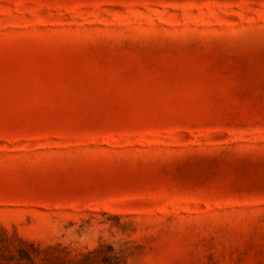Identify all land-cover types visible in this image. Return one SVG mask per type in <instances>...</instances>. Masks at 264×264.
Returning <instances> with one entry per match:
<instances>
[{
    "label": "rangeland",
    "instance_id": "rangeland-1",
    "mask_svg": "<svg viewBox=\"0 0 264 264\" xmlns=\"http://www.w3.org/2000/svg\"><path fill=\"white\" fill-rule=\"evenodd\" d=\"M0 264H264V0H0Z\"/></svg>",
    "mask_w": 264,
    "mask_h": 264
}]
</instances>
